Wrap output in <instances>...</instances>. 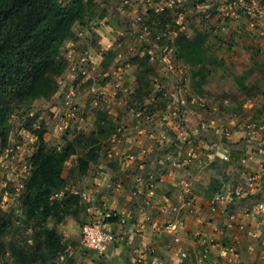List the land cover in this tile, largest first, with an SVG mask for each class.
Listing matches in <instances>:
<instances>
[{"label":"crops","instance_id":"obj_1","mask_svg":"<svg viewBox=\"0 0 264 264\" xmlns=\"http://www.w3.org/2000/svg\"><path fill=\"white\" fill-rule=\"evenodd\" d=\"M207 1L195 15L199 20L188 10L176 21L188 37L197 31L211 37L213 32L229 44L233 37L242 39L245 46L247 40L261 36L262 28L253 35L256 32L247 17H234L238 0ZM163 2L168 4L164 0L154 4ZM252 3L241 5L248 13L255 0ZM110 13L114 14L112 8ZM229 18L232 20L225 21ZM98 33L97 43L104 50L114 34L107 35L103 28ZM242 46H234L235 52L225 48L212 52L224 61L215 68L233 72V78L242 76L241 85L234 79L240 90L247 85L244 74L259 66ZM92 54L88 58L96 61ZM252 72L258 71L254 67ZM171 78L177 80L174 75ZM255 95L256 99L243 104L246 118L239 116L218 124L216 118L196 116L185 92L186 104L181 107L185 128L170 119L166 122L169 130L157 122H134L127 131L102 141L104 151H98L84 173L74 170L75 156L68 159L76 177L67 186L88 202L93 218L101 219L106 211L117 214L115 221H107L119 244L115 255L142 259L123 264H264V125L252 128L264 105V98L259 97H264V90ZM262 117L264 121V112ZM67 171L63 170L62 176ZM218 242L222 246H216ZM114 260L113 264H120L117 257Z\"/></svg>","mask_w":264,"mask_h":264},{"label":"rangeland","instance_id":"obj_2","mask_svg":"<svg viewBox=\"0 0 264 264\" xmlns=\"http://www.w3.org/2000/svg\"><path fill=\"white\" fill-rule=\"evenodd\" d=\"M159 1L149 0L147 3L155 5ZM164 1L168 4L163 2L159 5L163 10L156 11V5L142 6V0H92L93 5L83 22H76L72 27L74 36L60 47L66 67L54 76L57 88L52 96L48 99L38 98L31 104L18 100L10 103L5 117L7 135L4 142L0 138V214L4 216L0 221L7 222V228L0 234V264H14L11 253L14 247L27 252H35L38 248L39 226L34 221L25 220L20 192L29 172L27 159L38 145L33 131L41 124L47 127L43 139L48 145L52 138L65 136L71 140L79 135L84 136L80 142L81 153L88 147L100 150L105 144L102 142L104 138L127 131L134 122H157L169 130L166 122L170 119L175 123L181 122L180 125L185 128L181 110L186 104L183 100L185 92L196 116L201 119L213 117L218 124H222L230 118H246L243 104L247 103V99H256L257 91L264 90V0H255V5L251 6L252 12L247 13L241 5L244 2L251 5L252 0H238L235 8L237 14L234 17L239 15L251 21V27L256 32L253 35L258 34V28H262L261 36L255 37V40L244 41L245 46H242V39L239 41L233 37L229 44L228 39L213 32L208 37L211 52L224 48L235 52L234 46L237 45L249 51L250 56L253 55V60L259 66H252L249 73L244 74L247 85L241 90L233 78V72L226 73L224 68L217 67H213L203 85H198L197 76L176 57L172 32V29L180 26L176 21L182 20L188 10L199 20L195 15L203 10L202 6L208 1ZM111 8L114 14L110 13ZM132 11L134 13L131 14ZM243 26L246 24L243 23ZM112 27L116 31L111 30ZM99 28L108 31L107 35L114 34L104 50L97 43ZM246 31L251 34L249 29ZM247 36L251 39L250 35ZM161 45L162 54L159 57L155 49ZM84 54L86 58L77 60L79 55L84 57ZM89 54L95 57V62L88 58ZM102 63H106V66H102ZM254 67L258 72H252ZM172 75L176 76V81L171 78ZM91 87L95 88L94 92L90 90ZM104 87L105 92L102 91ZM263 112L264 105L255 116L257 121L253 129L257 130V124L264 125L261 120ZM98 125L103 127V131L95 135ZM210 130L215 132L213 128ZM95 136L103 139L94 142ZM64 166L63 170L68 168L65 177L69 184L76 177L75 169H72L70 160H66ZM70 189V186H66L64 192H70ZM87 204L86 200L81 201L77 217L65 216L57 224L52 218L48 220V226L56 227L62 235L66 244L65 253L36 264H68L67 258L70 257L76 264H113L116 257L120 264L138 263L139 257L130 260L125 254L115 255L119 244L113 229L115 239L102 252L89 249L82 243L83 225L96 221L107 223L109 220L106 217L93 218L94 214L87 210ZM114 213L111 212V217H115ZM122 242L124 245L127 243L125 238ZM215 245L222 246L219 242Z\"/></svg>","mask_w":264,"mask_h":264},{"label":"trees","instance_id":"obj_3","mask_svg":"<svg viewBox=\"0 0 264 264\" xmlns=\"http://www.w3.org/2000/svg\"><path fill=\"white\" fill-rule=\"evenodd\" d=\"M92 5V0H0L2 142L7 135L5 117L12 101L31 104L38 98L48 99L55 92L57 81L54 76L66 67L60 47L74 36L72 27L76 22H83ZM172 32L176 57L189 65L197 76V84L203 85L213 67L222 66L224 61L210 51L205 31H197L192 38L179 29H172ZM162 47L155 49L159 57ZM103 65L106 66V63ZM234 79L242 84V76H235ZM46 128L41 124L33 131L38 145L27 159L29 172L20 192L25 220L34 221L39 226L38 248L35 252H27L14 247L11 252L14 264L45 263L65 253L66 244L62 235L56 227L47 224L50 218L57 224L65 216L77 217V208L82 201L78 193L64 192L68 184L66 177L62 176L64 163L75 156V171L82 174L98 155L99 148L91 147L80 153L81 138H84L81 135L71 140L65 136L52 138L48 145L43 139ZM102 131L103 127L98 125L94 134L98 135ZM102 139L95 136L93 141ZM111 216L106 217L108 221H115L116 215ZM3 218V214H0V220ZM6 228L7 222L0 221V234ZM67 261L68 264H76L71 257Z\"/></svg>","mask_w":264,"mask_h":264},{"label":"built area","instance_id":"obj_4","mask_svg":"<svg viewBox=\"0 0 264 264\" xmlns=\"http://www.w3.org/2000/svg\"><path fill=\"white\" fill-rule=\"evenodd\" d=\"M148 1L149 0H142L144 4H146ZM154 10H163V7L156 6ZM90 90L94 92L95 88L91 87ZM111 212L112 211H106L102 215V219H104V217L110 216ZM81 233L82 243L87 248L96 250L98 252H102L107 247V245L113 242L115 239V235L111 231V228L107 225V223H103L102 221L91 222L83 225Z\"/></svg>","mask_w":264,"mask_h":264}]
</instances>
